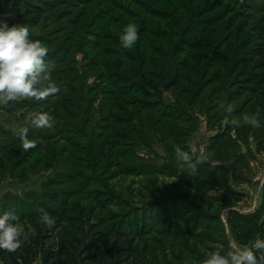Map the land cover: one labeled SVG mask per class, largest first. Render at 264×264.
Segmentation results:
<instances>
[{
  "label": "rangeland",
  "instance_id": "rangeland-1",
  "mask_svg": "<svg viewBox=\"0 0 264 264\" xmlns=\"http://www.w3.org/2000/svg\"><path fill=\"white\" fill-rule=\"evenodd\" d=\"M51 4L40 18L0 12L48 48L43 83L57 87L0 104V213L14 211L27 239L48 205L68 215L87 206L108 222L158 206L135 245L144 264H204L213 251L237 264L264 240V126L226 122L256 114L264 123V76L256 90L243 87L257 67L264 74V0ZM130 22L139 39L124 49ZM180 103L188 118L168 106ZM41 113L50 126H34ZM189 202L203 203L210 220ZM53 221L56 235L71 231Z\"/></svg>",
  "mask_w": 264,
  "mask_h": 264
},
{
  "label": "trees",
  "instance_id": "trees-1",
  "mask_svg": "<svg viewBox=\"0 0 264 264\" xmlns=\"http://www.w3.org/2000/svg\"><path fill=\"white\" fill-rule=\"evenodd\" d=\"M54 1L56 0H0V12L19 19L40 18L43 11L49 10L51 7L49 5H52ZM244 62L246 64V61ZM259 69L260 67H257L254 72L246 76L247 82L243 87L254 91L261 86L264 74L259 72ZM198 85L199 83L195 84L197 90ZM197 90L196 95L199 94ZM194 98L195 95H192L190 100L192 106ZM187 105L168 104L174 112L180 110L183 118H188L186 116L190 113ZM163 114L166 116L171 113L163 111ZM226 124L231 125V119H228ZM61 201L65 206L68 199L63 198ZM46 202L49 204V201ZM165 202L169 201L167 199L162 201V203ZM189 206L197 213V216L205 221L210 220L203 210V203L189 202ZM157 207H154L153 214L150 212L146 215L141 212L138 215L137 212L130 216L128 221L117 218L108 222L100 214H94L90 207L87 209V206L77 205L78 211L75 214L68 215L67 211H63L65 214L63 215L62 212L57 213L56 208L48 205L43 210L58 222L70 223L71 231L56 235L55 228L59 224L48 227L41 224L39 220L36 226L29 227L25 231L27 239L21 237L22 243L19 249L12 253L0 250V260H3L4 264H34L38 259L40 264H144L135 245L137 240L149 231L151 223L154 224L157 220ZM161 208L165 207L161 206ZM4 210L7 211V209H1V213L5 212ZM249 250L261 264H264V250L257 249L255 246L249 247ZM243 258L238 264H246Z\"/></svg>",
  "mask_w": 264,
  "mask_h": 264
},
{
  "label": "clouds",
  "instance_id": "clouds-1",
  "mask_svg": "<svg viewBox=\"0 0 264 264\" xmlns=\"http://www.w3.org/2000/svg\"><path fill=\"white\" fill-rule=\"evenodd\" d=\"M139 39L138 27L135 23L124 26L119 36L120 45L124 49L132 48ZM48 48L39 40L30 38V27L26 24H11L0 19V104H7L17 98H44L55 93L57 87L50 81L45 57ZM43 83V86L41 87ZM226 112H231L230 106L221 105ZM52 117L48 113L38 114L33 119L36 128L50 126ZM235 126L250 125L255 128L264 126L256 114L244 115L242 120L231 121ZM26 131V130H25ZM25 147H34L25 144ZM177 159L188 167L195 169L189 153L179 147L175 149ZM40 223L51 227L52 217L43 209H39ZM23 229L19 226V218L14 211L0 213V250L9 253L21 247ZM255 247L264 250V240L258 239ZM246 264H261L260 260L248 251L244 258ZM233 258L222 255L219 251L208 253L204 264H232ZM0 264H4L0 260Z\"/></svg>",
  "mask_w": 264,
  "mask_h": 264
},
{
  "label": "water",
  "instance_id": "water-1",
  "mask_svg": "<svg viewBox=\"0 0 264 264\" xmlns=\"http://www.w3.org/2000/svg\"><path fill=\"white\" fill-rule=\"evenodd\" d=\"M238 263H239V262H238ZM238 263H237V264H238Z\"/></svg>",
  "mask_w": 264,
  "mask_h": 264
}]
</instances>
